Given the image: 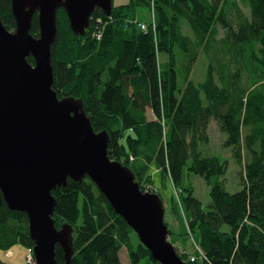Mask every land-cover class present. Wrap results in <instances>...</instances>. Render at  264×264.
Wrapping results in <instances>:
<instances>
[{
  "label": "trees",
  "instance_id": "obj_1",
  "mask_svg": "<svg viewBox=\"0 0 264 264\" xmlns=\"http://www.w3.org/2000/svg\"><path fill=\"white\" fill-rule=\"evenodd\" d=\"M141 9L150 21L139 20ZM0 18L16 29L11 0H0ZM39 32L36 14L31 34ZM200 60L207 67L198 80ZM51 64L57 95L83 101L94 130L109 134L110 159L129 167L143 192L164 204L154 172L172 183L188 235L197 237L193 252L175 247L184 261L264 264V0H113L111 15L97 9L83 36L61 8ZM213 121L241 165L234 193L224 180L228 162L204 154ZM185 169L210 187L208 205L182 186ZM53 195L57 228L74 231L71 264H123L124 249L129 264H160L90 178L70 179ZM0 213V250L21 245L33 256L27 214L4 201ZM56 258L65 263L60 245Z\"/></svg>",
  "mask_w": 264,
  "mask_h": 264
},
{
  "label": "water",
  "instance_id": "obj_2",
  "mask_svg": "<svg viewBox=\"0 0 264 264\" xmlns=\"http://www.w3.org/2000/svg\"><path fill=\"white\" fill-rule=\"evenodd\" d=\"M61 8L72 32L83 36L97 9L111 15L113 0H11L16 29L9 31L0 18V210L4 201L27 214L36 264H58L57 245L64 264H71L74 231L68 224L57 228L53 191L88 177L155 261L188 264L168 240L161 197L143 192L131 169L110 159L109 134L94 130L83 101L60 98L53 89ZM36 14L38 37L31 34Z\"/></svg>",
  "mask_w": 264,
  "mask_h": 264
},
{
  "label": "rangeland",
  "instance_id": "obj_3",
  "mask_svg": "<svg viewBox=\"0 0 264 264\" xmlns=\"http://www.w3.org/2000/svg\"><path fill=\"white\" fill-rule=\"evenodd\" d=\"M130 0H114L115 5L128 4ZM248 10L246 7H244ZM140 21H150L152 19L151 12L148 9H141L138 16ZM185 32H190V27L188 29L185 26ZM161 59H166V55L161 54ZM201 61V60H200ZM199 61V62H200ZM207 63L201 61L197 64L194 69V74L198 80H201L205 75V69ZM211 127V128H210ZM209 127L210 134V144L204 147V154L208 156H215L220 158L222 161H227L229 164L227 175L224 180L226 183V188L229 192L234 193L241 189L240 176L241 165L237 163L233 157L232 148L225 146V141L227 140V135L221 132L216 121H213ZM205 145V144H204ZM246 161L249 156L246 154ZM153 184L155 189L160 192L165 204V221L167 222L168 228L171 229L173 234L168 235L169 242L175 243L176 246L185 248L190 252L194 251L196 235L189 236L188 229L185 221V215L182 210L180 199L178 198V193L168 179L162 178L161 174L154 172L153 174ZM192 185L195 189V196L199 197L200 200L208 205L210 202V187L207 185L206 181L200 176L190 173L187 169L184 170L182 186L188 187ZM174 199V202H173ZM133 241L137 242L139 240L137 234L134 232L132 234ZM181 250V249H179ZM127 252L124 249L122 251L121 257L123 259V264H129L126 262ZM0 261L4 264H29L27 262V249L21 245L11 248L10 250L4 251L0 250ZM141 264H146L142 262Z\"/></svg>",
  "mask_w": 264,
  "mask_h": 264
},
{
  "label": "built area",
  "instance_id": "obj_4",
  "mask_svg": "<svg viewBox=\"0 0 264 264\" xmlns=\"http://www.w3.org/2000/svg\"><path fill=\"white\" fill-rule=\"evenodd\" d=\"M145 27L143 26V29H144ZM27 261L29 262V264H36V262H35V260H34V254H33V256L32 255H30V256H28L27 257Z\"/></svg>",
  "mask_w": 264,
  "mask_h": 264
},
{
  "label": "crops",
  "instance_id": "obj_5",
  "mask_svg": "<svg viewBox=\"0 0 264 264\" xmlns=\"http://www.w3.org/2000/svg\"><path fill=\"white\" fill-rule=\"evenodd\" d=\"M16 247V246H15ZM180 248V247H179ZM180 249H182V248H180ZM121 259H122V257H121ZM122 262H123V259H122Z\"/></svg>",
  "mask_w": 264,
  "mask_h": 264
}]
</instances>
